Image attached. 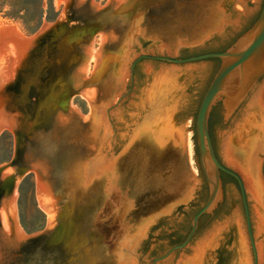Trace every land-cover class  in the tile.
I'll use <instances>...</instances> for the list:
<instances>
[{"label":"water","instance_id":"obj_1","mask_svg":"<svg viewBox=\"0 0 264 264\" xmlns=\"http://www.w3.org/2000/svg\"><path fill=\"white\" fill-rule=\"evenodd\" d=\"M61 2L31 37L0 29V264H264V0ZM29 171L47 216L25 236Z\"/></svg>","mask_w":264,"mask_h":264},{"label":"rangeland","instance_id":"obj_2","mask_svg":"<svg viewBox=\"0 0 264 264\" xmlns=\"http://www.w3.org/2000/svg\"><path fill=\"white\" fill-rule=\"evenodd\" d=\"M107 0H91L92 3H97L98 7H102ZM3 0H0V29L6 27H14L16 32L21 37H31L40 29L42 24L51 25L57 19L63 3L61 0H43L44 16L37 27H25L21 22L8 20L3 17L5 12L9 11L7 5H3ZM99 34L92 37V49L99 48ZM94 64L89 62V72L86 73V78L91 74ZM70 105L75 107L79 114L86 117L89 114V106L87 102L79 95H74L70 99ZM13 154V137L9 130H0V166L7 165ZM15 215L17 226L25 235H32L42 232L46 225V216L39 209L35 197V176L31 171L26 172L18 181L15 187Z\"/></svg>","mask_w":264,"mask_h":264},{"label":"trees","instance_id":"obj_3","mask_svg":"<svg viewBox=\"0 0 264 264\" xmlns=\"http://www.w3.org/2000/svg\"><path fill=\"white\" fill-rule=\"evenodd\" d=\"M3 5H7L9 7V11L3 14V17L21 22L25 27H37L41 19L44 16L43 11V0H3ZM194 130V127H193ZM210 131V124H209ZM211 136V131H210ZM195 140V135H194ZM197 150V148H196ZM223 174V173H222ZM175 242L174 244H177Z\"/></svg>","mask_w":264,"mask_h":264},{"label":"flooded vegetation","instance_id":"obj_4","mask_svg":"<svg viewBox=\"0 0 264 264\" xmlns=\"http://www.w3.org/2000/svg\"><path fill=\"white\" fill-rule=\"evenodd\" d=\"M256 19V18H255ZM254 19V20H255ZM253 20V21H254ZM253 21L251 22V24L253 23ZM118 22H119V20L117 19H115V20H113V19H109V21L107 20V26H109V27H114V30H116V28L115 27H117L119 24H118ZM116 23V24H115ZM118 24V25H117ZM250 24V25H251ZM249 25V26H250ZM84 26V25H83ZM248 26V27H249ZM247 27V28H248ZM246 28V29H247ZM245 29V30H246ZM91 29L90 28H87L86 30L84 29L83 30V39L84 40H87V38L89 37H91V31H90ZM117 31V30H116ZM94 34V33H93ZM93 36V35H92ZM227 47H225V48H223V49H221V50H219V52H221V51H224L225 49H226ZM195 117V116H194ZM194 117H193V119H194ZM63 146H66V145H63L62 144V142L60 143V144H58V145H56L54 148H53V151H55V152H53V154L51 155V161H50V163H49V165H51L52 166V171H53V167H54V169H55V167H56V161L59 159V158H61V157H64V160L65 161H67L68 159L66 158V153H64L65 151L64 150H67V149H71V147H69V146H71V145H68V147H63ZM230 176V175H229ZM55 181H57V179H55ZM53 187L55 188L56 187V182L54 183V185H53ZM63 214H64V212H63V210H61L60 212H59V214H58V224L56 225V228H60L61 226H63L64 224H63V222H65L64 221V218H63ZM60 219V220H59ZM198 224H199V221H198ZM198 224H197V228H198ZM197 228H196V230H197ZM190 231V225H189V228L187 229V231H186V233H185V236H184V238L181 240V241H179L177 244H174V245H172L171 247H173V246H175V245H179V244H181L182 242H183V240L185 239V237H186V235L188 234V232ZM196 232V231H195ZM194 236V235H193ZM154 259V258H153Z\"/></svg>","mask_w":264,"mask_h":264},{"label":"bare ground","instance_id":"obj_5","mask_svg":"<svg viewBox=\"0 0 264 264\" xmlns=\"http://www.w3.org/2000/svg\"><path fill=\"white\" fill-rule=\"evenodd\" d=\"M99 37H100V35H99ZM93 50V49H92ZM97 50V49H96ZM96 50H93V51H96ZM93 64H94V62H92ZM90 70H89V64H88V72H89ZM87 72V73H88ZM40 209V208H39ZM41 210V209H40ZM44 213V212H43ZM45 214V213H44ZM45 216H47L46 214H45Z\"/></svg>","mask_w":264,"mask_h":264}]
</instances>
